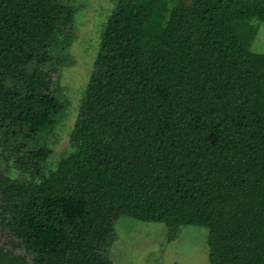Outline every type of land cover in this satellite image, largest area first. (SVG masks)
Listing matches in <instances>:
<instances>
[{"label":"trees","instance_id":"1","mask_svg":"<svg viewBox=\"0 0 264 264\" xmlns=\"http://www.w3.org/2000/svg\"><path fill=\"white\" fill-rule=\"evenodd\" d=\"M68 0H0V264H113L121 216L207 229L209 264H264V0H117L69 150Z\"/></svg>","mask_w":264,"mask_h":264},{"label":"rangeland","instance_id":"2","mask_svg":"<svg viewBox=\"0 0 264 264\" xmlns=\"http://www.w3.org/2000/svg\"><path fill=\"white\" fill-rule=\"evenodd\" d=\"M76 7L73 41L67 63L52 73L54 92L64 109L43 139L52 149L48 165L69 150L70 132L76 122L84 90L99 49L101 33L117 0H68ZM254 52L264 53V23H259L251 43ZM116 239L108 256L113 264H209L207 229L181 227L177 239L165 240V225L121 216L114 224ZM9 238L0 232V242Z\"/></svg>","mask_w":264,"mask_h":264}]
</instances>
